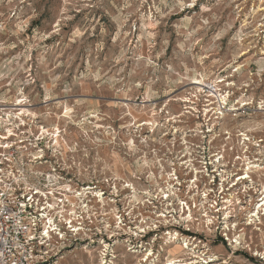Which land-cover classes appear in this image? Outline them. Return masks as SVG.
I'll list each match as a JSON object with an SVG mask.
<instances>
[{
    "label": "rangeland",
    "instance_id": "1",
    "mask_svg": "<svg viewBox=\"0 0 264 264\" xmlns=\"http://www.w3.org/2000/svg\"><path fill=\"white\" fill-rule=\"evenodd\" d=\"M263 7L264 0H0V102L14 113L27 109V129L56 141L68 175L84 182L78 197L99 215L73 235L60 263L264 264V216L250 222V180L229 185L234 197L224 207L190 206V214L158 189L191 142L209 141L231 160L240 155L244 172L261 155L264 77L256 71L264 70V46L251 35ZM194 81L215 86V99ZM222 165L209 171L225 172ZM152 193L163 198L149 203ZM179 218L190 231L173 224ZM155 222L158 234L150 231Z\"/></svg>",
    "mask_w": 264,
    "mask_h": 264
},
{
    "label": "built area",
    "instance_id": "2",
    "mask_svg": "<svg viewBox=\"0 0 264 264\" xmlns=\"http://www.w3.org/2000/svg\"><path fill=\"white\" fill-rule=\"evenodd\" d=\"M260 11L262 16L254 26L259 31L251 36H258L264 46V9ZM262 71H256V76L263 78ZM201 85L203 88L199 92H206L208 101H211L218 90L215 86ZM245 103L242 105L252 104ZM14 110V106L0 102V264H62L59 259L65 256L63 249L83 224L94 222L97 211L90 210L89 202L83 196L78 197L81 195L78 185L84 182L79 181L77 175H68L56 141L44 143V137L34 136L27 129L31 125L22 120L21 111L14 113ZM261 110L264 111V107ZM261 142L264 139H259L256 144ZM185 147L189 150L183 149L179 160L172 159L170 170L165 175L169 178L168 181L165 179L166 184L161 186L159 182L158 189L166 195L164 199L170 197L181 202L189 214L190 206L194 209H219L229 197L233 200L230 184H235L233 189L250 180L252 184L245 190L253 191L254 197L249 200L254 203L249 214L250 222L264 216L261 195L264 180L260 182L257 178L264 176V149L260 156L255 155L248 160L249 166L244 172L236 163L241 159L240 155L234 153L233 160L228 159L222 149H215L209 141L191 142ZM228 147L235 150L236 145ZM215 162H221V168L228 169L219 172L217 167L215 172H210L208 166L215 168ZM152 194L155 197H149V203L163 198L160 193ZM207 198L208 201L203 203ZM257 206L260 211L254 215ZM179 219H174L176 223L173 224H185L184 228L190 231L188 220ZM153 225L150 231L158 234L159 225L156 222ZM190 235L200 239L195 232H190Z\"/></svg>",
    "mask_w": 264,
    "mask_h": 264
},
{
    "label": "bare ground",
    "instance_id": "3",
    "mask_svg": "<svg viewBox=\"0 0 264 264\" xmlns=\"http://www.w3.org/2000/svg\"><path fill=\"white\" fill-rule=\"evenodd\" d=\"M262 9H264V8H261V10H262ZM194 83H196V84H201V82H199V81H194ZM245 104H246V103H245ZM245 104H244V105H245ZM22 110H23V111H22ZM22 110H21L22 112H20V113H21L20 115L24 114V113H23L24 110L27 111V109H25V108L22 109ZM28 112H29V111H28ZM28 114H29V113H28ZM28 114H25V115H28ZM16 117H19V116L16 114ZM261 195L263 196V199H264V189L262 190ZM256 208H257V211H256V213H255L254 215H258V213H259V211H260V210H259L260 208H259L258 206H257ZM251 216H253V215H251ZM251 222H252V221H251Z\"/></svg>",
    "mask_w": 264,
    "mask_h": 264
}]
</instances>
